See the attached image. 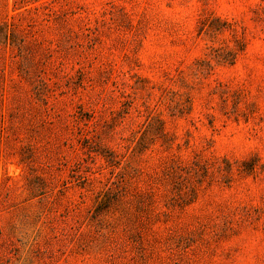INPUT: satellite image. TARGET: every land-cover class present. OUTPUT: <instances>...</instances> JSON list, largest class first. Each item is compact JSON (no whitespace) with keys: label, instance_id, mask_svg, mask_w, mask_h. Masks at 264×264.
Returning <instances> with one entry per match:
<instances>
[{"label":"rangeland","instance_id":"374dc122","mask_svg":"<svg viewBox=\"0 0 264 264\" xmlns=\"http://www.w3.org/2000/svg\"><path fill=\"white\" fill-rule=\"evenodd\" d=\"M0 264H264V0H0Z\"/></svg>","mask_w":264,"mask_h":264}]
</instances>
